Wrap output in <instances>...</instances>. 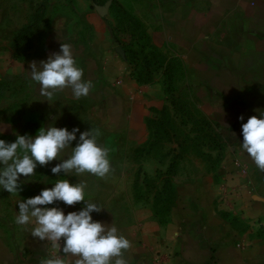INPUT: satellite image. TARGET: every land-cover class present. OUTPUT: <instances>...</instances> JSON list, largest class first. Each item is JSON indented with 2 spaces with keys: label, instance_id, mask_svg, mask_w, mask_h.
Returning a JSON list of instances; mask_svg holds the SVG:
<instances>
[{
  "label": "crops",
  "instance_id": "0c3cea01",
  "mask_svg": "<svg viewBox=\"0 0 264 264\" xmlns=\"http://www.w3.org/2000/svg\"><path fill=\"white\" fill-rule=\"evenodd\" d=\"M78 7L85 10L84 34L69 35L79 25L78 13L71 11L69 33L62 29L53 43L48 33L23 59L12 57L21 65V75L8 67L12 81L19 74L37 101L27 129L37 135L49 126L90 131L81 123L79 106L85 105L108 142L113 140L117 152L123 149L113 163L149 165L141 174L148 186L143 182L130 193L147 200L98 204L103 210L92 213L94 221L115 223L131 241L125 253L129 264H264V172L241 146L242 124L258 116L257 110L264 111V0H75L70 10ZM61 43L72 45L83 79L92 81L94 89L76 99L67 88L50 103L31 80L30 64L47 61L60 52ZM149 62L158 70L146 82L143 68ZM176 67L184 69L181 84L187 100L212 126L217 150L213 145L209 155L174 159L166 153V144L161 155L152 151L137 162L138 149L153 142L151 112L169 104L166 70ZM76 144L73 141L72 147ZM237 160L248 167L246 177L237 175ZM171 163L176 167L168 174ZM165 179L171 181L170 190L162 187ZM221 185L240 189L234 211L226 209ZM249 185L253 194L246 191ZM42 190L22 189L6 206L7 215L0 217V264H39L55 250L52 242L32 237L34 220L27 225L15 222L19 202ZM167 192L171 202L165 205L161 197ZM47 207H60L67 215L80 211L84 202Z\"/></svg>",
  "mask_w": 264,
  "mask_h": 264
},
{
  "label": "clouds",
  "instance_id": "9594fccd",
  "mask_svg": "<svg viewBox=\"0 0 264 264\" xmlns=\"http://www.w3.org/2000/svg\"><path fill=\"white\" fill-rule=\"evenodd\" d=\"M31 80L37 82L39 95L48 102L55 94L70 88L76 99L89 96L94 89L90 80H84V70L79 67L72 45L61 43L60 52L53 53L47 61L39 65L30 64ZM258 116L248 118L242 124V148L249 154L255 165L264 172V111L257 110ZM241 121L244 117L239 118ZM77 133H80L77 141ZM102 133L99 128L80 132L79 128L69 131L67 128L41 127L33 138L18 135L15 142L7 143L0 139V187L14 194L22 190L20 177H32L38 166H47L54 160H60L51 168L54 175L62 172L68 176L89 173L99 178L113 172L110 153L111 146L100 143ZM77 141L72 147V142ZM71 148L67 159L61 154ZM88 184L79 181L72 184L68 179H59L51 188L43 189L39 195L21 200L18 204L16 223L27 225L33 220L35 226L31 235L39 241L60 245L63 240L62 256L48 255L40 259L39 264H129L125 253L132 247L131 241L115 226L94 221L92 213L103 209L97 204L86 201ZM56 202L74 206L84 202L80 211L65 212L60 207H47ZM45 206V207H41Z\"/></svg>",
  "mask_w": 264,
  "mask_h": 264
},
{
  "label": "rangeland",
  "instance_id": "374dc122",
  "mask_svg": "<svg viewBox=\"0 0 264 264\" xmlns=\"http://www.w3.org/2000/svg\"><path fill=\"white\" fill-rule=\"evenodd\" d=\"M75 0H0V139L7 143L15 142L18 135H27L35 138L36 132H31L27 129L31 113L34 111L33 107H37V101L29 96V87L21 80V65L15 63L12 57L16 60H21L25 57L26 50L16 51L13 49L14 40L23 27H30L31 29V46L35 41L44 42L46 34L50 33L49 43L55 41V36L61 34V30L68 32L69 18L67 16L71 13H78L79 25L77 29H72L69 35H74L78 32L80 35L84 34V22L82 21L85 10L83 8H75L70 10ZM94 4L104 3L107 0H90ZM74 11V12H71ZM53 13L55 15L53 16ZM57 17H63L62 20L55 22ZM53 23L54 31H53ZM66 30V31H65ZM61 32V33H60ZM19 55L16 58L15 55ZM14 67V71L18 72L19 77H15V81L9 71L8 67ZM167 78L165 84V94L167 98V106L165 105L158 112H151L149 124L152 129L151 144L144 145L138 149L136 161H140L143 157L151 156L152 151L155 154L165 152V145H168L166 153L174 159L183 158L189 154L200 155L207 154V151L213 152V145H216V134L212 130V126L205 119L198 117L192 108L187 95L183 89L181 81L185 75L183 67L170 68L166 70ZM11 81V82H7ZM73 109H71L72 111ZM81 110L82 120L85 127L99 128L97 123L92 119L90 109L85 105L79 106ZM70 111V110H69ZM72 114V112H71ZM73 127V126H72ZM70 131L71 127L69 128ZM99 139L100 143L107 144L115 149L110 153L113 172L109 173L104 178H99L89 173L76 175L74 172L66 176L63 172L59 175H54L51 168L60 163V160H54L47 166H40L38 164L35 175L32 177H20L19 183L22 189L31 188L33 190L51 188L59 179H68L70 183L76 184L79 181H84L88 184L86 201L91 200L97 204H115L126 200L132 203L136 200H147L149 197L145 195L130 194L133 189H138L143 182L148 186V179L142 181V173L148 164H118L113 163L112 160L119 156L121 149H117L111 144L113 140L108 142V138L104 133ZM79 140L80 133H77ZM77 140V141H78ZM77 141H75L77 143ZM170 143V144H169ZM177 144V146H173ZM125 151V150H124ZM71 155V150H65L60 159H67ZM116 156V158H115ZM114 157V158H113ZM171 158V161H172ZM2 167V165H0ZM176 165L171 163L168 174H173ZM146 172V171H145ZM135 173H138L137 178L134 179ZM170 178V176H167ZM168 184L171 185L170 179L163 181L162 187L168 189ZM122 191V192H121ZM125 194H120L124 193ZM130 194V195H128ZM165 205L171 202V197L168 192L161 197ZM14 202L13 194L7 192L0 187V217L6 216V206ZM1 222V221H0ZM0 226L2 224L0 223Z\"/></svg>",
  "mask_w": 264,
  "mask_h": 264
},
{
  "label": "built area",
  "instance_id": "2783aa9c",
  "mask_svg": "<svg viewBox=\"0 0 264 264\" xmlns=\"http://www.w3.org/2000/svg\"><path fill=\"white\" fill-rule=\"evenodd\" d=\"M236 165V171H237V175H239L240 177H246L248 175V167L244 164H242L240 161H236L235 163ZM246 191L249 194H253L254 193V188L249 185L247 186ZM240 189H231L229 188L227 185H221L219 187V193L220 196L223 200V203L226 207V209H228L229 211H234L236 202L238 200V198L240 197ZM261 226L264 227V223H261ZM60 245H57L55 250L51 251V254L53 256H59V254L62 252L60 251V247L62 249L63 247V240H61ZM239 248L244 249V245H238Z\"/></svg>",
  "mask_w": 264,
  "mask_h": 264
},
{
  "label": "trees",
  "instance_id": "16d2710c",
  "mask_svg": "<svg viewBox=\"0 0 264 264\" xmlns=\"http://www.w3.org/2000/svg\"><path fill=\"white\" fill-rule=\"evenodd\" d=\"M30 40H31V29L30 27H23L20 29L19 33L17 34L14 44H13V49L16 51V49L19 50H27L29 49L30 45ZM154 57L157 58L159 54L156 52H153ZM17 56V57H16ZM16 58H19V55H15ZM157 68H153L152 64L150 65V62L147 63V66L143 68V78L146 82H149L151 79V75L153 72L157 71ZM207 126H210V124H206ZM154 142V141H153ZM172 185L168 184V189L170 190ZM166 188H164L165 190ZM169 195H171L169 193Z\"/></svg>",
  "mask_w": 264,
  "mask_h": 264
}]
</instances>
